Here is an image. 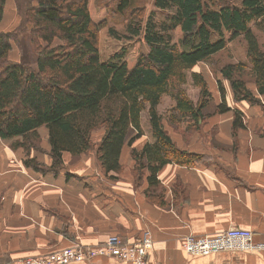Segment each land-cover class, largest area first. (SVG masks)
Wrapping results in <instances>:
<instances>
[{"label":"trees","instance_id":"16d2710c","mask_svg":"<svg viewBox=\"0 0 264 264\" xmlns=\"http://www.w3.org/2000/svg\"><path fill=\"white\" fill-rule=\"evenodd\" d=\"M5 1L0 0V23ZM12 1L18 28L0 32V139L10 140L12 149L22 148L28 155L24 166L35 172L58 173L63 153L80 156L95 147L104 173H119L122 147L131 146L143 135L148 142L142 150L131 151L132 173L139 181L147 169L149 187L157 185L156 176L163 165L189 166L200 161V155L179 149L171 141L157 106L167 96L173 102L168 123L202 122L212 97L202 74L193 68L239 36L245 41L257 93L264 95V52L250 27L253 24L264 36V0H218L212 4L205 0H153V7L168 15L155 21L150 14L144 23L139 21L137 0H115V12H129L125 30L132 43L129 49L104 60L98 52L99 31L105 27L107 13L104 8L105 12L98 14L101 0ZM23 27L28 41L22 40ZM26 42L34 54L32 63L22 59L23 53L19 61L8 58L13 44L23 50ZM142 44L147 47L145 53ZM245 68L242 63L226 64L219 72L229 80L236 101L258 104L245 81L235 76ZM188 86L195 89L193 97ZM219 89L224 98L220 84ZM217 111L228 108L222 103ZM234 115L232 129L236 130L243 125L241 116ZM143 125L148 126L147 131ZM41 127L47 133L49 167L29 157V152L40 150ZM96 129H103V135L95 144L91 135ZM146 195L156 204H164L159 195Z\"/></svg>","mask_w":264,"mask_h":264},{"label":"crops","instance_id":"0c3cea01","mask_svg":"<svg viewBox=\"0 0 264 264\" xmlns=\"http://www.w3.org/2000/svg\"><path fill=\"white\" fill-rule=\"evenodd\" d=\"M7 2L11 1H5L0 32H7L2 28ZM244 56L246 68L235 76L245 81L259 103L236 101L229 80L220 72L216 79L204 78L212 100L204 109L205 119L198 122L200 129L187 134V129L174 133L164 127L179 149L202 158L189 166L163 165L154 187H149L147 169L134 186L131 151L142 150L148 142L145 135L122 147L120 172L108 174L93 153H63L58 173L35 172L24 166L28 156L22 148L12 149L10 140L0 139V264L76 244L98 245L108 236L133 243L145 229L153 240L147 264H264V251L189 257L182 250L186 235L215 236L231 226L252 231L254 241L264 243V95L257 93L246 47ZM222 103L228 111L219 113ZM235 113L243 126L233 130ZM38 133L45 139V153L31 151L29 157L50 166L45 127ZM93 134L101 139L103 129L94 130L91 138ZM146 192L159 195L164 204L149 200ZM68 264L129 263L96 257Z\"/></svg>","mask_w":264,"mask_h":264},{"label":"rangeland","instance_id":"374dc122","mask_svg":"<svg viewBox=\"0 0 264 264\" xmlns=\"http://www.w3.org/2000/svg\"><path fill=\"white\" fill-rule=\"evenodd\" d=\"M10 1L11 2H7V5L5 7V15H4V21L5 22H4V25H2V28L6 29V31H13L16 28H18V25H19V17L14 12L15 7H14L12 0H10ZM205 1L212 4L213 2H216L218 0H205ZM234 1L237 2L238 0H234ZM114 2H115V0H111V1L101 0V2H100L102 6L99 7L98 14L101 15L102 13H104L105 12L104 8H106V12H107L106 17H105V27L99 31V36H98V40H99L98 41V52H99L101 60L109 58L114 53L121 51V49H125V48L129 49L131 46V43H132V42L130 43L128 41L129 39L127 36H129V34H127V32L125 30V26L127 24V18L125 16H127L129 12H127V14H120L119 15V13L115 12L113 9L114 8ZM137 5H138V7H141V15L140 16L142 17V19L139 18V21L143 20V22H141V23H144L150 14L153 15V19L155 21H161V20L165 19L168 15L167 12H159L158 10H156L153 7V0H137ZM251 29H252V32L258 37L259 45H261L264 49L263 34L261 32H259L258 30H256L252 26H251ZM22 31L24 33L22 40L28 41L27 36H26L27 30L25 29V27H23ZM20 38H21V35L19 36V39ZM24 45H25V47H23V50H21L18 48V46L16 44H13L12 53L9 55L8 58L13 59V61H19V60H21L20 59L21 53H23L22 59L28 58L29 62L32 63V61L34 60V58H33L34 54L31 51V47L27 42L24 43ZM245 47H246L245 41L243 40V38L238 37L237 39L231 41L224 50L213 55L208 61L203 62V63H198L193 68V71L201 73L203 78H205L206 80L207 79L211 80V79H216L217 77H219V75H218L219 70L226 64H229V63L235 64L234 62L238 61L239 63L241 62L246 66V64L243 62V60L245 59V56H244ZM141 49H142V52H144V53L147 52V47L144 44H142ZM194 90H191L189 86L187 87V91H190L189 94L192 97H193L192 91H194ZM194 93H195V91H194ZM195 97H196V94H195ZM171 103H172L171 99H168L167 96H164L161 99L160 105L157 106V110L162 115V118H163L162 124L164 125V127L166 126L165 128L168 131H171L174 133H182L183 130L187 129V134H189L192 130H199L200 129L201 124L200 125L199 124L193 125L189 121H186V122H189L187 127L182 125V121L180 124H177V125L168 123V121L166 119H168V117H169V112H168L169 109L168 108L170 107ZM205 112H206V110L203 111V113H205ZM143 115L145 116V113ZM143 129L145 131H147L148 126L143 125ZM96 135H98V134H96ZM184 135H186V134H184ZM39 137H40V141H39L40 150L33 151L34 154H36V153H43L44 154L45 153V150H44L45 149V139L43 140L42 136L40 134H39ZM91 139L94 143L95 141L99 140L100 137L96 136L94 138V134H93V137ZM94 150H95V147H94V149L92 148L87 153H93L95 156ZM24 153H26V152H24ZM26 156H28V155L26 154ZM37 163L43 164L41 162H37ZM45 166L49 167L47 165H45ZM98 169H99V167H98ZM141 177H142V175H141ZM140 181H141V178L139 181H136L134 179V186H137ZM148 193H150V192H148Z\"/></svg>","mask_w":264,"mask_h":264},{"label":"built area","instance_id":"2783aa9c","mask_svg":"<svg viewBox=\"0 0 264 264\" xmlns=\"http://www.w3.org/2000/svg\"><path fill=\"white\" fill-rule=\"evenodd\" d=\"M182 250L189 257L230 251L261 252L264 251V243L255 242L252 231L231 226L215 236L186 235L182 237ZM152 251V236L145 229L141 237L133 243L122 242L116 236H108L98 245L76 244L53 253L14 259L4 264H68L88 262L96 257L112 258L129 264H147V258Z\"/></svg>","mask_w":264,"mask_h":264}]
</instances>
